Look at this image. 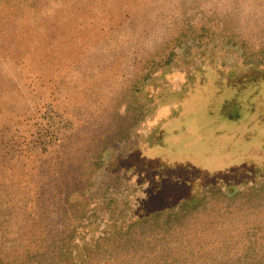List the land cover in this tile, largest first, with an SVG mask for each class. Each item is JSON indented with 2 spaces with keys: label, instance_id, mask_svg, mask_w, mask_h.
<instances>
[{
  "label": "rangeland",
  "instance_id": "rangeland-1",
  "mask_svg": "<svg viewBox=\"0 0 264 264\" xmlns=\"http://www.w3.org/2000/svg\"><path fill=\"white\" fill-rule=\"evenodd\" d=\"M0 257L264 264V0H0Z\"/></svg>",
  "mask_w": 264,
  "mask_h": 264
},
{
  "label": "trees",
  "instance_id": "trees-1",
  "mask_svg": "<svg viewBox=\"0 0 264 264\" xmlns=\"http://www.w3.org/2000/svg\"><path fill=\"white\" fill-rule=\"evenodd\" d=\"M195 200L193 199H189V200H184L180 203V206L182 208H186L188 210H192V209H195L196 207H198L197 205H195ZM160 215L158 212L154 213L152 216H158ZM0 264H4V261L3 259L0 257Z\"/></svg>",
  "mask_w": 264,
  "mask_h": 264
}]
</instances>
